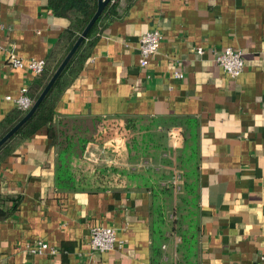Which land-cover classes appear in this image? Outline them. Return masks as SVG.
Masks as SVG:
<instances>
[{"label":"crops","instance_id":"crops-1","mask_svg":"<svg viewBox=\"0 0 264 264\" xmlns=\"http://www.w3.org/2000/svg\"><path fill=\"white\" fill-rule=\"evenodd\" d=\"M112 2L55 91L53 120H70L63 128L87 136V159L119 180L62 181L64 163L77 161L46 126L5 141L0 264H264V0ZM67 21L48 0H0V132L21 88L34 91L42 76L9 56L55 62ZM154 28L159 47L141 65L140 36ZM225 46L243 51L236 77L215 61ZM95 224L115 228V248L89 246ZM38 240L56 251H31Z\"/></svg>","mask_w":264,"mask_h":264},{"label":"trees","instance_id":"trees-1","mask_svg":"<svg viewBox=\"0 0 264 264\" xmlns=\"http://www.w3.org/2000/svg\"><path fill=\"white\" fill-rule=\"evenodd\" d=\"M48 4L55 14L66 17L68 21L65 29L60 33L57 42V52H60V56L56 59L54 57L52 61L55 62L53 63L50 62V58L46 59L45 67L40 73L42 76L39 79L37 88L34 91H30L28 87L29 94L33 100L37 97L60 60L71 47L97 8V0H48ZM109 13H115V2L109 3L104 7L103 11L93 23L70 60L67 62L37 110L4 144L6 145L11 139L18 136L23 138L31 136L40 127L46 126L48 136L52 140H59L61 153L71 155L72 157H75L77 161L74 166L68 162L64 163V170L61 174L62 181L83 187H105L111 185L112 182L119 180V176L116 175L112 166L99 165L98 163L87 159L84 154L85 143L88 140L87 136H81V134L76 131L67 132L63 128V126L70 120L61 119L58 122V126L55 124L53 120L54 94L55 91L64 85L66 78L74 72V69H78L82 65L84 58L88 55L90 45L98 37L99 33H101L99 26L100 19L102 16H106V14ZM51 56H55L54 53ZM23 114L24 111L19 109L18 113L6 122L4 130L0 132V137ZM75 121L76 120H73V126H75ZM103 122L107 124L108 120ZM103 122L100 123L101 127L102 124H104Z\"/></svg>","mask_w":264,"mask_h":264},{"label":"built area","instance_id":"built-area-1","mask_svg":"<svg viewBox=\"0 0 264 264\" xmlns=\"http://www.w3.org/2000/svg\"><path fill=\"white\" fill-rule=\"evenodd\" d=\"M161 39V32L157 29H150L141 34L138 46V61L141 65L149 62L150 56L157 51ZM196 51L203 52L201 46L196 47ZM215 61L231 77L238 76L243 70L244 58L243 51L240 48L233 46H225L222 49L215 51ZM9 62L14 67H27L35 74H40L46 64V59L42 57L31 56L27 59L18 57L14 53L9 56ZM174 76L181 77V70H175ZM9 97V96H7ZM16 106L26 111L32 104L33 98L29 94L28 86H23L20 93L14 99ZM117 236L115 228L111 225L95 224L90 228L88 244L94 250L107 251L115 248L117 245ZM33 252L50 250L56 251L54 246L43 240L36 241L30 246Z\"/></svg>","mask_w":264,"mask_h":264},{"label":"water","instance_id":"water-1","mask_svg":"<svg viewBox=\"0 0 264 264\" xmlns=\"http://www.w3.org/2000/svg\"><path fill=\"white\" fill-rule=\"evenodd\" d=\"M110 0H97V8L90 17L89 21L86 23L84 28L81 30L71 47L65 53L63 58L60 60L50 77L48 78L47 82L37 95V97L33 100L31 106L24 112V114L0 137V146L7 141L16 131H18L22 125L33 115V113L37 110L41 102L46 97L47 93L61 74L63 68L67 64V62L72 57L75 50L78 48L80 43L82 42L83 38L86 36L87 32L99 17L101 12L103 11L104 7Z\"/></svg>","mask_w":264,"mask_h":264},{"label":"rangeland","instance_id":"rangeland-1","mask_svg":"<svg viewBox=\"0 0 264 264\" xmlns=\"http://www.w3.org/2000/svg\"><path fill=\"white\" fill-rule=\"evenodd\" d=\"M82 124H83V123H82ZM82 124H81V125H82ZM100 125H101V124H100ZM107 134H112V133H107ZM107 134H105V135H104V134H100V135H99V136H100V139H101V138H104ZM106 137H108V135H107ZM108 139H109V137H108ZM90 160H91V159H90ZM99 164H100V163H99ZM101 165H104V164H101ZM144 165H145V163H144ZM144 165L142 166V164H141V166H139V170H140V171H141V169L145 170ZM113 168H114V167H113ZM114 171H115V173H116L117 176H120V175L117 174V172H116L117 169H116V168L114 169ZM175 177H178L177 174H175L173 178H175ZM170 182H171V181H170ZM171 183H172V182H171ZM172 184H173V185H176V184H177V180L175 179V180L173 181Z\"/></svg>","mask_w":264,"mask_h":264}]
</instances>
